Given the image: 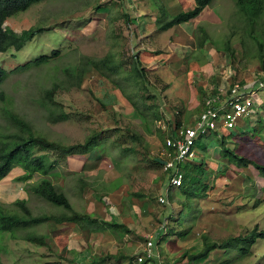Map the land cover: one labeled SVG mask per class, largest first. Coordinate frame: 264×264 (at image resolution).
<instances>
[{
  "label": "rangeland",
  "instance_id": "1",
  "mask_svg": "<svg viewBox=\"0 0 264 264\" xmlns=\"http://www.w3.org/2000/svg\"><path fill=\"white\" fill-rule=\"evenodd\" d=\"M182 4L185 9L195 5L194 2L190 4V0ZM143 6L152 10L156 21H165L167 17L175 15L174 10L168 9L165 0H43L5 21L6 25L18 32L34 24L47 29L21 50L0 53V64L10 71L0 84V130L1 125L6 124L3 107H11L30 121L37 132L50 139L72 144L99 132L100 142L88 156H64L52 150L47 152L51 159H57L55 170L58 172L50 175V179L65 191L75 209L94 210L91 215L99 218V222L88 224L80 221L74 224L46 221L19 226L13 231H0V255L4 262L83 264L72 251L73 241H70V245L66 241L64 230L67 229L62 230L74 225L83 229L90 242L87 245L89 256L92 255L89 264H100L103 259L100 251L106 254L110 245L98 251L99 247L96 249L95 244L91 243L90 237H96L93 229L103 230L101 234L122 235L123 230L118 222V215H121L119 210L131 205L140 214L138 220L144 219L150 223L149 237H153L154 246L158 245L161 252L158 261L161 259L168 264H178L185 250L196 253L202 249V232H206L212 240L221 242L229 236L250 232L256 224L264 229V177L253 165L242 169L231 165L228 171L221 173L224 168L222 164L227 163V158H222L219 146L226 135L231 141L230 147H240L242 153L252 151L253 156L259 155L264 160V144L255 140L258 133L254 130L262 123L260 116L264 120V89L259 84L254 86L259 97L253 113L261 109L258 115L251 119L249 116L243 118L238 127H221L219 131H211L198 139L195 163H209L199 176L213 182L214 187L209 194L201 199L186 195L182 187L170 188L169 173H165L158 163V152L163 141L161 135L165 131L162 128H174L178 121L194 122L197 108L193 106L201 94L192 99L188 95L197 86L194 82H198L199 78L197 75L196 78L191 76L196 71L192 69H197L196 64L189 68L195 53L189 55L185 60L188 64L180 68L183 73L181 78H178L179 74L166 73L164 69H169L168 64L161 67V72V65L156 63L158 60L152 62L151 57H167L165 53L169 47L166 43L172 45V51L183 44L190 46L191 34L194 32L196 38L198 25L191 24L194 31L185 30L182 26L169 32L159 31L161 28L158 26L144 31L137 21L127 22L124 18L127 12L132 19L135 15L141 16L146 11ZM201 19L211 36L209 41L202 44L205 50H201V62L207 60L210 47L212 51L217 48L222 51L230 44L237 56L224 52L226 61L231 62L229 71L234 72L236 66L239 77L246 78L249 71L253 73L254 69L259 68V55L254 48L256 44L248 33L253 30L252 25L258 29L260 24L251 25L235 0H213ZM263 20L259 21L262 29ZM182 28L184 30L181 31ZM171 37L178 42L174 43V47ZM53 50H58L59 55L53 56L47 63L26 65L42 54H52ZM110 50L117 63L122 62L118 64L121 65L120 73L105 75L93 68L84 75L79 85H69L68 70L76 71L79 63L90 57H101ZM136 53L139 59H143L145 78H141L139 71L132 68ZM21 65H25V69L18 70ZM227 75L225 71L222 75L224 81ZM55 83L60 85L56 99L64 104L69 113L67 119L59 121H53L40 102L45 89ZM154 110L162 113L161 120L152 118ZM133 134H139L140 138ZM259 134L264 137V129ZM15 168L0 181V201L7 204L10 210L20 211L13 202L27 197L28 206L36 215L66 212L63 206L35 193L28 197L25 184L36 182L41 175L36 173L23 181L17 179L23 173V168ZM160 195L169 203H160ZM107 214L114 221H101ZM165 219L168 220L166 233L163 227ZM112 222L116 225L110 226ZM177 231L183 233L178 234ZM27 234H43L48 243L41 245L28 241L25 238ZM146 240L145 237L142 241ZM246 245L251 249L248 255L237 257L236 251L226 254L224 249L217 248L211 253L212 262L202 264H218L228 255L231 257L229 264H264V238L258 237ZM144 247H140L141 253ZM125 258H121L125 264H138L131 254ZM112 263L119 264V261L112 260Z\"/></svg>",
  "mask_w": 264,
  "mask_h": 264
},
{
  "label": "trees",
  "instance_id": "2",
  "mask_svg": "<svg viewBox=\"0 0 264 264\" xmlns=\"http://www.w3.org/2000/svg\"><path fill=\"white\" fill-rule=\"evenodd\" d=\"M42 1L43 0H0V53H5L13 49L18 51L21 50L31 41H33L37 35L47 29L43 25L34 24L29 28H25L18 32L9 25L5 24V21H7L9 17L22 11H26L31 6ZM235 1L239 9L245 13L251 25L254 23L260 24L258 29L257 27L254 28V25H252L253 30H250L248 35L251 39H253V43L256 44V47L254 46V48H256V51H258L260 61L259 66L264 67V29H262V24L259 22L260 20L264 19V0ZM212 2L213 0H195V5L191 9H184L173 16L167 17L165 21H160L158 19V24L162 30H166L170 27H173L174 25L193 20L197 18L204 8L210 5ZM250 5L252 7L248 8ZM124 18L127 22L132 21L131 15L128 12L124 13ZM262 22L264 23V20ZM195 31L197 32V47L199 50L195 52L194 58L195 60H199L203 57L201 54V50H203L202 44L209 41L211 36L208 32L207 26L202 23L198 24V27ZM242 44H244V42ZM223 50L227 51L233 57L237 56L234 47H232L230 44H227L226 48ZM57 55H59V51L53 50L52 54H42L35 60L26 63V65L45 64L49 61V59ZM138 56V53H136L135 57L133 58L134 61L132 62V68H135L139 71V76L141 78H145V68L142 64V60L139 59ZM118 64H122V62L117 63L116 57L111 50L106 52L101 57H90L87 60L79 63L75 67L76 71L71 70L69 72L68 70L67 73L69 75V85L70 83L79 85L84 75H86L87 72L93 68H96L99 72L105 75L120 73L121 65L119 66ZM17 69H25V65H21ZM9 72L10 71L8 69L0 64V84L5 81L9 75ZM130 72L131 75H133L131 70ZM69 85L67 87H70ZM59 88L60 85L56 83L53 86L46 88L40 99L41 105L46 107L49 117L53 121L64 120L69 116V113L65 110L64 104L56 99V94ZM102 105L104 106L103 103ZM151 107L152 106H148L147 108ZM2 115H4V118L6 119V124L1 125L2 129L0 130V181L7 177L12 172V170L18 166L23 168V173L17 176V179L26 181L34 174L38 173L41 175V177L36 182L25 184L24 189L28 193V197H30L31 193H35L56 205L63 206L66 209V212L64 211L61 214L44 213L41 215H36L28 206L29 198L17 199L13 202V205L16 206V208H19L20 211H18V209L10 210L7 204H4L0 201V231H13L19 226H28L30 224H38L46 221H54L55 223H77L84 221L88 224L99 222V218L93 217L90 213L76 210L65 191L50 179V175L56 174L58 172L55 170V160L57 159H51L50 153H47L49 150H52L56 151V154L58 152V155L88 156L96 147H98L100 142L99 132L88 135L83 141L65 144L59 140L50 139L46 135L37 132L30 121L23 118L11 107H3ZM162 117L163 115L161 112H157L155 110L152 112L153 119L161 120ZM260 118L261 119L259 121L262 122L260 123V127L258 129H254L255 133H258L255 140L261 142V144H264V137L259 134L260 131L264 129V120L263 116H260ZM249 119H251V117ZM180 122L181 121L176 122L174 127H177ZM169 127H171V125ZM169 129L166 128L164 130L167 131V133L169 131H173V129ZM164 132L161 135L162 138H165L167 134ZM215 132L217 131L215 130ZM133 135L138 139L140 138L139 134ZM228 135L231 136L230 133ZM230 142L231 141H229L226 135H224L222 140L219 142L221 150L220 155L222 154L223 159L225 157L227 158V160H225L227 163L222 164L224 168L220 172L224 173L228 171V168L231 165L240 169L253 165L264 177V160L259 155H257V157L253 156L254 152L252 151H245L246 153H242L240 151V147H230ZM204 149L206 148L204 147ZM158 163L161 164L159 160ZM189 163L191 165L188 163L183 165L185 177L182 184H180L178 187H182L183 192L186 193V195H195V197L203 199L209 194V190L214 187L213 182L211 183L206 179L203 180L201 177H199L205 171V167L208 166L209 163L206 165H204L203 162L197 164L195 163V160ZM247 178H249V176H247ZM263 188L264 184L262 186V189ZM197 189H199V191L196 192ZM164 223L163 227L166 233L168 220L165 219ZM110 225L113 226L116 224L112 222ZM177 232L178 234L183 233L180 231ZM258 237L264 238V229H260L258 224H256L250 232L229 236L223 239L221 242L212 240L206 232H202L200 234V238L203 241L202 249L196 253H190L189 251L185 250L181 256V264L210 263L212 257L211 253L217 248L224 249V253L226 254L230 253L231 251H236L237 257H243L251 253L250 247L246 244H249L251 241L254 242ZM25 238L28 241L39 243L41 245L48 243L47 237L43 234H27ZM154 249H156V246H154ZM160 261H162V264H168L163 260ZM160 261L155 258L154 264H160ZM230 261L231 257L228 255L225 256L223 260L219 261L218 264H229ZM0 264L9 263L4 262L0 255Z\"/></svg>",
  "mask_w": 264,
  "mask_h": 264
},
{
  "label": "crops",
  "instance_id": "3",
  "mask_svg": "<svg viewBox=\"0 0 264 264\" xmlns=\"http://www.w3.org/2000/svg\"><path fill=\"white\" fill-rule=\"evenodd\" d=\"M165 2L167 3L168 9L171 8L172 10H174L173 11V12H175L174 14H177L180 11L185 9L184 7H182V6H184L182 3H185V0H165ZM193 2L195 3V0H190V4ZM147 3L149 4V2H147ZM143 7L146 8V11L144 10L141 16H139V15L133 16L132 21H137L139 24V28L142 27L144 31L145 30L149 31L155 26H158V28H160V26L158 24V20L156 21L152 10H150L146 6H143ZM206 8L207 7H205L204 10L201 12V14L193 20L174 25L173 27H170L166 30L159 29V31H165V32H169L171 30L176 31L177 26H180V27L182 26V27H184L185 30L186 29H192L193 30L191 24L193 23L194 25H198L199 23H201V21L203 20L201 18L203 16V14L205 13ZM131 18H132V16H131ZM208 20L212 22L211 19H208ZM141 21L143 22L142 24H140ZM206 23H208V22H206ZM184 29L182 28L181 31ZM189 33H191V32H189ZM193 33L191 34V35H193L192 39H190V41H189L190 46L183 44V45H180V48L178 50L172 51L170 49L172 47V45L169 46V44L166 43V45H168V47H169L168 51L165 53V54H167V57L161 56L158 54H157L158 56L155 57L153 54V56L155 58L151 57V59H152L151 61L154 62L155 60H158L156 63L161 65V66H159V70H161V72H163V69L161 67L165 66V64H168L169 69H164L166 71V73H169V72L176 73V74H179V76H180L178 78L183 77L181 75L183 73L181 72L180 68L183 66V64H188L187 61H185V60L187 59V57L189 55H192L197 50H199V48L196 45L195 35ZM170 40H171V43H173V47H174V43H178L176 41L175 37H171ZM209 49H210L208 51L209 55H208V57H206L207 61L201 62L200 59L195 60L194 55H193V57H192L193 61L189 65V68H191L192 64H196L197 69H194V68L192 69V71H195V70L196 71L191 76L196 78V75H197V77L199 79H198V82L197 81L194 82V84H196L197 86H194L195 88L194 89L192 88V90L190 92V94L192 93L191 95H193V96H191L189 94L188 98L190 96V98L192 99L193 97L197 96L198 93L201 94L200 97H197L196 105L193 106V107L197 108L196 114H194L195 118L205 109L208 96H210L211 94L217 93V92H222L224 100H227L230 97L229 89H230L232 83L235 80L236 81L239 80L238 79L239 71H238L236 66H234L235 67L234 72L229 71L231 62L226 61V56L224 55L225 51L224 50L218 51V49H215L212 51L211 50L212 47H210ZM259 68L254 69L253 73H252V71H249L248 72L249 75L246 78L245 77L240 78L241 83H243V86L254 81L256 76H257L256 79H258V76H259L257 73L258 69H259V72L264 71V67L259 66ZM225 71L227 72L228 75H227V77L224 78L225 79V81H224L222 79V75ZM192 77H191V79L197 80V79L192 78ZM170 83H171V85H173V82H170ZM198 84H200V85H198ZM199 86H200V88H199ZM196 87H198V91L196 90ZM190 115H193V114L191 113ZM184 121H186V120H184ZM168 181H169V178H168ZM21 198L27 199V197L26 198L21 197ZM163 204H165V203H163ZM108 209L111 210L110 207ZM123 209H124V212H123ZM127 210H128V213H125V212H127ZM78 211L87 212L90 214L94 213V210H91L89 208L88 209L87 208L86 209H79ZM122 212L125 213L124 216H123ZM113 213L116 214L115 212H112V214ZM119 213L121 215H118V217H119L118 222L120 225H122V226L119 225L120 227H122V230H123L122 235L121 234H119V235L112 234L111 235L110 233L101 234L103 232V230L100 232L98 230L95 231V229H93V231H92L93 235H94V233L96 235V237L94 238L92 236L90 237L89 232L86 231L87 235L92 240L91 243L95 244V246L97 247L96 249H98V247H99L98 251H100V249L104 248L105 246H109V245L111 246V247L109 246L110 250H108L106 252V254H103L102 250L100 251V255L103 256L102 257L103 259H102V261H100V264H113L112 260H117V259L119 261V264H125L124 260L121 258H123V257L128 258L130 256V254H131V257L133 258V260L135 262H137V256L139 254H142L141 249L145 245V242H143L142 240H144L145 237H146V239H148V237L150 236L149 235L150 234V226H149L150 223L149 222L147 223L146 220H144V219L138 220L137 217H140V214L137 213V210L133 209L132 205L128 206L127 208L120 207ZM108 214H107V216L104 215V217H105L104 220H106V222H108L110 220L114 221V218L113 219H110L111 217L108 218V216H109ZM65 223H69V222H65ZM71 223L75 224V222H71ZM110 226H112V225H110ZM64 229H67V230H64ZM62 230H64V232L66 234V238H67L66 241H68V244L70 245V241L71 242L73 241L74 246L71 248H72V251H74L76 253L75 255L78 256L79 261L83 262V264H89L90 261L92 260V255H91V257L89 256V250H88L87 245L90 242L88 241L87 236L84 235L83 229L78 228L74 225L69 228V225H68L66 227H63ZM66 231H68V233H66ZM118 236H122V237H118ZM140 247H142V248H140ZM68 249L70 250V247H68ZM130 250H134V252L131 253ZM138 250H140V251H138ZM84 251H86V253ZM94 254H96V252H94ZM160 255H161V253H160ZM177 263L181 264L182 260L178 261Z\"/></svg>",
  "mask_w": 264,
  "mask_h": 264
},
{
  "label": "built area",
  "instance_id": "4",
  "mask_svg": "<svg viewBox=\"0 0 264 264\" xmlns=\"http://www.w3.org/2000/svg\"><path fill=\"white\" fill-rule=\"evenodd\" d=\"M259 83L264 87V77ZM247 87V84L243 86L240 81H235L230 87V97L227 100H224L222 92L211 94L207 98L205 109L196 116L193 123L182 122L166 135L158 152V160L163 170L169 173L170 187L182 184L185 176L182 164L196 157L195 145L200 136L221 127L233 128L253 113L255 93L247 90ZM159 201L168 202L163 196L159 197ZM154 245L153 237H148L144 252L137 256L138 263L154 264V259L161 257L158 246L154 249Z\"/></svg>",
  "mask_w": 264,
  "mask_h": 264
},
{
  "label": "clouds",
  "instance_id": "5",
  "mask_svg": "<svg viewBox=\"0 0 264 264\" xmlns=\"http://www.w3.org/2000/svg\"><path fill=\"white\" fill-rule=\"evenodd\" d=\"M206 7H207V6H206ZM257 73H258V75H259V76H258V79H256V78H257V76H256V78H255L256 80L254 79V81H252V82H250V83L247 84V85H248L247 90H249V91H254V93H255V105H256V100L258 99L259 96H258V94L256 93V91H255V89H254V86H256L257 84L260 85L259 82H260V79L264 77V76H263L264 71L259 72V69H258ZM238 79H239L238 81L241 82L240 77H238ZM234 80H235V79H234ZM235 81H236V80H235ZM235 81H234V82H235ZM234 82H233V83H234ZM233 83H232V85H233ZM242 84H243V83H242ZM232 85H231V86H232ZM260 87H261L262 89H264L263 86L260 85ZM229 92H230V89H229ZM255 105H254V106H255ZM260 111H261V109H259L255 114L252 113L251 115H249V117H253V116L256 115V114L258 115V114L260 113ZM246 117H247V116H246ZM246 117H245V118H246ZM182 122H186V123H188V124L192 123V122H187V121H181L179 125H181ZM179 125H177V126H179ZM238 125H239V124H238ZM238 125H237V126H238ZM237 126H235V127H237ZM235 127H233V128H235ZM225 128H226V127H225ZM233 128H228V129H233ZM164 129H166V128L164 127ZM172 129L174 130V128H172ZM169 130H170V129H169ZM215 130H216V131H219L220 128H218V129H213V130H211V131H215ZM211 131H210V132H211ZM210 132H209V133H210ZM168 133H170V131H169ZM168 133H167V134H168ZM167 134H166V135H167ZM207 134H208V133H207ZM165 137H166V136H165ZM200 137H201V136H200ZM200 137H199V138H200ZM199 138H198V139H199ZM198 139H197V141H198ZM163 140H164V138H163ZM197 141H196V143H197ZM162 142H163V141H162ZM195 147H196V145H195ZM195 151H196V149H195ZM196 154H197V152H196ZM197 155H198V154H197ZM197 155H196V157H197ZM196 157L193 158L192 160H190V161L185 162V163L182 164L183 172H184L183 165L186 164V163H189V162L194 161V160L196 159ZM160 165L162 166V164H160ZM164 172H165V173H168V172H166V171H164ZM184 177H185V176H184ZM168 186H169V181H168ZM169 187H170V186H169ZM171 187H172V186H171ZM171 187H170V188H171ZM177 187H178V186H177ZM167 191H168V190H167ZM159 202H160V201H159ZM160 203H161V202H160ZM167 203H169V200H168ZM139 264H140V263H139Z\"/></svg>",
  "mask_w": 264,
  "mask_h": 264
}]
</instances>
